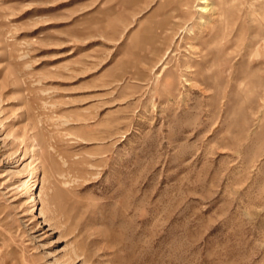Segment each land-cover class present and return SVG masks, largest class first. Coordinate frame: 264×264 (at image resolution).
<instances>
[{
    "label": "rangeland",
    "instance_id": "obj_1",
    "mask_svg": "<svg viewBox=\"0 0 264 264\" xmlns=\"http://www.w3.org/2000/svg\"><path fill=\"white\" fill-rule=\"evenodd\" d=\"M0 264H264V0H0Z\"/></svg>",
    "mask_w": 264,
    "mask_h": 264
}]
</instances>
